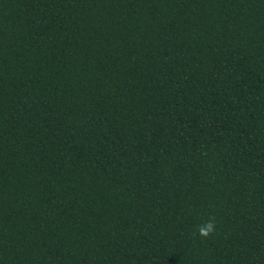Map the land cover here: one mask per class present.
Returning a JSON list of instances; mask_svg holds the SVG:
<instances>
[{
	"label": "trees",
	"instance_id": "1",
	"mask_svg": "<svg viewBox=\"0 0 264 264\" xmlns=\"http://www.w3.org/2000/svg\"><path fill=\"white\" fill-rule=\"evenodd\" d=\"M0 264H264V0H0Z\"/></svg>",
	"mask_w": 264,
	"mask_h": 264
},
{
	"label": "clouds",
	"instance_id": "2",
	"mask_svg": "<svg viewBox=\"0 0 264 264\" xmlns=\"http://www.w3.org/2000/svg\"><path fill=\"white\" fill-rule=\"evenodd\" d=\"M212 230V225L209 224L206 228H201L200 229V234L201 236H207L208 233Z\"/></svg>",
	"mask_w": 264,
	"mask_h": 264
}]
</instances>
